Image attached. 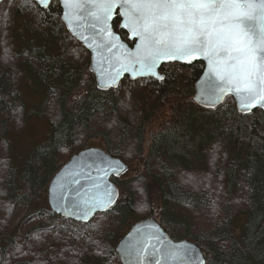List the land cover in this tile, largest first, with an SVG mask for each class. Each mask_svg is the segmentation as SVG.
Segmentation results:
<instances>
[{"label": "trees", "instance_id": "1", "mask_svg": "<svg viewBox=\"0 0 264 264\" xmlns=\"http://www.w3.org/2000/svg\"><path fill=\"white\" fill-rule=\"evenodd\" d=\"M60 14L55 1L0 4V264H122L116 243L148 218L195 244L205 264H264L262 111L239 114L230 96L214 109L196 105L201 62L165 64L161 81L123 78L99 91L88 51ZM119 22L112 27L125 40ZM21 86L43 92L35 109ZM33 115L50 135L23 157L12 140ZM94 139L137 174L113 180L116 204L86 223L46 211L51 177Z\"/></svg>", "mask_w": 264, "mask_h": 264}, {"label": "water", "instance_id": "2", "mask_svg": "<svg viewBox=\"0 0 264 264\" xmlns=\"http://www.w3.org/2000/svg\"><path fill=\"white\" fill-rule=\"evenodd\" d=\"M3 0H0V4ZM42 9H47L56 1L61 9L60 20L67 32L74 37L89 53L88 70L95 78L96 89L105 91L115 89L123 78L131 81L153 78L161 81L159 69L164 64L180 63L190 65L203 64V71L194 82L192 101L201 108L214 109L222 104L226 97L233 98L239 114H249L257 109L264 114V103L255 100L242 109L240 97L210 72L208 59L196 54L185 59L162 57L155 68L149 72L133 63L138 50L142 47L140 37L126 26L123 9L116 4L105 26L98 23L90 11H96L91 0H49L47 6L39 0H29ZM78 3L79 7L76 6ZM116 14L120 18L119 29L126 32L129 45L112 27ZM221 59H226L222 56ZM221 89H224L221 91ZM125 165L99 148H86L74 154L51 178L47 188V200L51 211L70 220L88 222L96 213H103L116 202L118 192L110 182L111 176L125 171ZM186 251L187 255L175 261L170 255L173 251ZM115 252L122 264H205L200 249L191 242H173L161 226L149 218L134 224L118 241Z\"/></svg>", "mask_w": 264, "mask_h": 264}, {"label": "snow or ice", "instance_id": "3", "mask_svg": "<svg viewBox=\"0 0 264 264\" xmlns=\"http://www.w3.org/2000/svg\"><path fill=\"white\" fill-rule=\"evenodd\" d=\"M47 6L49 0H39ZM67 2V0H66ZM89 14L107 26L116 4L142 47L133 63L151 72L159 59H208L215 73L240 97L244 109L264 103V0H91ZM79 7L78 3L76 4ZM225 56L226 59H221ZM163 79V77H159ZM224 89H221L223 91ZM255 106V104H252ZM175 261L186 251L170 253Z\"/></svg>", "mask_w": 264, "mask_h": 264}, {"label": "rangeland", "instance_id": "4", "mask_svg": "<svg viewBox=\"0 0 264 264\" xmlns=\"http://www.w3.org/2000/svg\"><path fill=\"white\" fill-rule=\"evenodd\" d=\"M22 88V97L23 101L26 104V107L29 109H35L37 105L43 99V92L33 91L32 88L28 86H21ZM50 129L49 126L44 119H39L36 115H33L27 122V126L24 132L18 136H14L12 140V147L15 154H20L23 157L26 156L27 151L29 150V146L33 144H41L48 139ZM148 133L145 135L146 140L149 138ZM90 146L94 145L95 140H90ZM97 143V142H96ZM34 147V146H32ZM31 148V147H30ZM144 152L148 150L145 144L143 145ZM131 171L129 172L130 176L136 175L137 165H130Z\"/></svg>", "mask_w": 264, "mask_h": 264}, {"label": "flooded vegetation", "instance_id": "5", "mask_svg": "<svg viewBox=\"0 0 264 264\" xmlns=\"http://www.w3.org/2000/svg\"><path fill=\"white\" fill-rule=\"evenodd\" d=\"M122 31V30H121ZM122 33H123V35L125 36V38H126V33L124 32V31H122ZM120 35V34H119ZM121 36V35H120ZM122 37V36H121ZM49 135H50V132H49ZM49 135H48V138H49ZM149 136V138H148V140H146L145 142H144V144H145V146H147V148H149V144H150V139H151V134H149L148 135ZM48 140V139H47ZM96 142H97V139H94ZM89 142H91V141H89ZM89 142H87L86 143V145H85V147L83 148V149H81V150H84V149H86V148H90V147H93V148H99V149H101V150H103L104 152H106L107 154H109L112 158H115V159H117V160H119L120 162H122V163H124L123 161H121L119 158H117V157H114V156H112L110 153H109V151H107L106 149H105V147H102L101 145H99V143L97 142H94L93 144L94 145H92V146H90V144H89ZM43 143H46V141L45 142H43ZM43 143H41V144H43ZM101 143V142H100ZM41 144H33V145H30L29 146V150L27 151V153L26 154H28L29 152H30V150L32 149V148H35L36 146H39V145H41ZM102 145H103V143H101ZM32 146H34V147H32ZM104 146V145H103ZM31 147V148H30ZM80 150V151H81ZM79 152V151H78ZM77 153V152H76ZM75 154V153H74ZM22 156V155H21ZM27 160V159H26ZM124 165L126 166V170H125V172H124V174L123 175H120V176H117V177H113V176H111L110 177V181L113 183V180H115V179H121V178H123V176H126V178L127 177H129L130 176V174H129V172L131 171V168H130V165L129 166H127L125 163H124ZM136 172H137V170H136ZM48 185H49V182H48ZM48 185H47V187H46V189H45V195H44V197L42 198V201H43V206H44V209L46 210V211H50L51 212V210H50V208H49V205H48V200H47V188H48ZM38 205V204H37ZM36 205V206H37ZM39 206H40V204H39ZM53 213V212H52ZM55 214V213H54ZM55 215H57V216H60L62 219H66V220H69V219H67V218H65V217H62L61 215H58V214H55ZM95 215H97V214H95ZM94 215V216H95ZM71 221H73V220H71ZM244 223H243V220L241 219L240 220V222H239V226L238 227H243L244 225H243ZM130 228V227H129ZM128 228V229H129ZM238 232L240 233L241 232V230L240 229H238ZM126 233V232H125ZM124 233V234H125ZM123 234V235H124ZM241 234H242V232H241ZM243 234H244V232H243ZM243 234H242V236H243ZM122 235V236H123ZM241 236V237H242ZM170 237V236H169ZM122 238V237H121ZM120 238V239H121ZM171 238V240L172 241H174V242H177V241H179V240H175V239H173L172 237H170ZM119 239V240H120ZM118 240V241H119ZM117 244V243H116Z\"/></svg>", "mask_w": 264, "mask_h": 264}]
</instances>
